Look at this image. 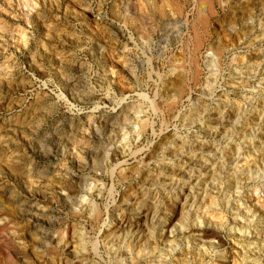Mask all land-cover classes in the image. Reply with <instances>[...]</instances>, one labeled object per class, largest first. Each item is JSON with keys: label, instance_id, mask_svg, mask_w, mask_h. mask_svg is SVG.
I'll list each match as a JSON object with an SVG mask.
<instances>
[{"label": "rangeland", "instance_id": "rangeland-1", "mask_svg": "<svg viewBox=\"0 0 264 264\" xmlns=\"http://www.w3.org/2000/svg\"><path fill=\"white\" fill-rule=\"evenodd\" d=\"M0 264H264V0H0Z\"/></svg>", "mask_w": 264, "mask_h": 264}]
</instances>
